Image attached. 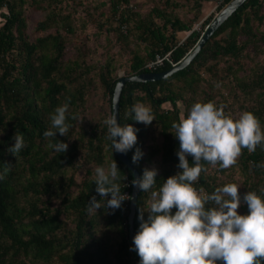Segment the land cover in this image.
Wrapping results in <instances>:
<instances>
[{
	"label": "trees",
	"instance_id": "16d2710c",
	"mask_svg": "<svg viewBox=\"0 0 264 264\" xmlns=\"http://www.w3.org/2000/svg\"><path fill=\"white\" fill-rule=\"evenodd\" d=\"M158 1L163 7L155 5L145 15L133 9V0L99 3L107 8L100 16L111 17L118 24L106 27L108 42L112 38L124 47H132L126 76L170 69L193 50L203 27L211 20H205L202 30L193 29L200 19L202 0L194 1L196 14L188 22L173 12L177 3ZM228 1L222 0L217 9ZM69 2L0 0V175L4 176L0 180V264H140L128 237L129 200L114 212L103 207L107 200L98 197L100 209L89 213L86 208L93 194H97L96 167L107 169L112 159L117 163L121 173L116 182L121 184L122 194L131 192L132 172L114 150L111 153L103 123L106 115L86 125L79 124L80 106L85 110L89 88L94 84H98L96 88L106 99L108 116L111 115L112 94L119 77L115 74L116 59L108 51L100 63L87 61V53L78 44H72L75 53L68 54L69 38L84 28L75 22ZM263 7V0H245L211 34L189 64L170 76L123 85L118 123L137 130V142L126 155L132 163L136 149L142 152L140 160L132 163L139 177L144 169L151 170L149 166L156 164L158 175L152 190L181 171L176 155L179 141L172 124L185 118L194 103L216 105L220 91L232 92L234 98L239 94L242 100L249 101L246 106L241 105L242 113H253L264 131V61L249 69L244 63L249 49L264 54V32L259 30L264 20ZM29 8L42 14L34 26L35 36L28 33ZM98 28L103 29L102 23ZM181 32L187 33L182 40L177 36ZM156 56L163 58L162 65L148 68L147 63ZM65 103L69 105V131L64 137L57 133L51 143L60 141L68 148L58 153L47 147L50 139L43 133L50 128V115ZM136 103L152 109V124L145 126L133 119L130 109ZM154 130L161 137L160 145L145 146L147 136ZM15 133H22L25 141L19 153L8 151L15 143ZM186 158L191 166L193 158ZM78 162L87 173L79 183L73 175ZM201 163L207 171L201 173L194 187L211 194L220 187L216 172L225 170L219 166L213 170L206 162ZM7 165L11 168L5 172ZM236 166L249 183L246 191L256 192L264 199V144L255 152L243 149ZM149 200L150 192L138 189L132 223L134 236L139 230L138 209L145 212L146 220ZM241 201L242 212L238 214L247 215L243 196ZM98 229H102L101 234L96 236Z\"/></svg>",
	"mask_w": 264,
	"mask_h": 264
},
{
	"label": "clouds",
	"instance_id": "9594fccd",
	"mask_svg": "<svg viewBox=\"0 0 264 264\" xmlns=\"http://www.w3.org/2000/svg\"><path fill=\"white\" fill-rule=\"evenodd\" d=\"M68 107L65 103L54 110L49 117L50 128L43 133L50 139L47 147L58 153L66 152L68 145L60 141L53 144L51 138L57 133L63 137L68 133ZM130 113L134 114L136 122L145 126L155 120L152 109L142 103L134 104ZM103 123L107 126L105 138L111 142V153L114 150L126 154L136 144L137 130L131 125L121 126L112 115ZM172 128L179 141L176 155L181 171L167 178L157 190H152L158 175L155 168L144 169L142 176L132 181L141 192H150L147 219L145 212L138 209L139 230L133 237L140 264H217L218 261L222 264H262L264 199L248 191L243 196L248 214L240 215L237 210L241 206V196L237 183H226L211 194L194 187L201 173L207 171L201 161L212 167L219 166L221 170L229 169L236 165L243 149L255 152L264 144L259 119L251 112L240 113L238 119H233L225 114L223 105L196 102L187 116L174 122ZM13 139L15 143L8 151L19 153L25 147L23 134L15 133ZM142 155L136 149L132 163H137ZM188 156L193 158L191 166ZM10 168L11 165H7L5 172ZM120 173L113 159L107 169L102 166L95 169V191L100 197H111L103 207L113 212L131 199L122 194L121 184L116 182ZM3 178L0 175V180ZM101 207L95 196L86 205L89 213Z\"/></svg>",
	"mask_w": 264,
	"mask_h": 264
},
{
	"label": "rangeland",
	"instance_id": "374dc122",
	"mask_svg": "<svg viewBox=\"0 0 264 264\" xmlns=\"http://www.w3.org/2000/svg\"><path fill=\"white\" fill-rule=\"evenodd\" d=\"M106 0H70L71 8L74 9L75 22L82 23L84 25L83 30L77 31L75 35L69 38L67 52L75 53V50L72 48V44H78L82 52L87 53L86 60L90 63L102 62L106 51L108 54H111L116 59V77L118 76H126V72L129 69L130 64V51H132V47H124L122 44H118L114 39L110 38V42H108L106 38V27H115L117 22L113 20L111 17L102 18L100 16L101 11H107L106 6H100L99 3ZM173 3H177L178 7L173 11L180 19L188 22L192 19L194 14H196L195 8V0H172ZM222 0H202V6L199 11L200 19L194 23V30H202L203 25H205V20L212 19L218 12L217 6ZM103 2V3H104ZM264 4V0H263ZM133 9L139 11L142 15H145L150 11L153 6L163 7L162 1L151 2L147 0H133L131 2ZM98 7L96 10L95 8ZM70 8V7H69ZM66 7L67 10H69ZM264 11V7H263ZM27 20H28V33L32 36L36 35L34 31V26L36 22L42 17V14L37 11H33L31 8L26 10ZM100 21V22H99ZM211 21V20H210ZM209 21V22H210ZM102 23L103 29L98 28V24ZM207 25L203 28L205 29ZM260 31L264 32V20L260 26ZM187 33H178L177 36L179 39H184ZM71 42V43H70ZM257 50L249 49L247 52V56L244 58V63L246 65V69H249L254 64H258L264 61V54L257 52ZM166 55L165 57H167ZM152 62V61H151ZM151 62L147 63L149 65ZM98 66V64H96ZM247 73V72H245ZM243 74V73H241ZM240 74V75H241ZM97 80H95L96 83ZM98 84H94L93 88H89V94L87 97V101L85 103V110L80 106L79 109V124L86 125L90 120H94L99 116L108 117V103L106 99L103 98L101 92L99 91ZM217 107L223 105L226 108L225 114L230 115L233 119H237V115L239 118V114L242 113L241 105L246 106L249 101L242 100L239 94H236V98L232 95V92L220 91V94L215 99ZM165 107L168 105L165 104ZM181 112H183V106L179 105ZM85 114V115H84ZM161 137L157 135V132L154 130V133L151 136H147L145 140V146L149 145H160ZM146 151V148L144 149ZM159 157H156V161L158 162ZM155 162V163H157ZM78 162L74 165V178L79 183L83 177L87 176L85 168L79 165ZM158 164V163H157ZM150 168H155L156 164H151ZM215 170V167H212ZM225 171L222 173L216 172V176L218 177L220 187L226 183L232 182L237 183L239 187L240 196H244L248 188V181H245V178L240 174V168L236 165L229 169H224ZM213 173V171H212ZM242 201L241 206L238 208V213L242 212ZM102 229H98L96 232V236L101 234Z\"/></svg>",
	"mask_w": 264,
	"mask_h": 264
},
{
	"label": "water",
	"instance_id": "95a60500",
	"mask_svg": "<svg viewBox=\"0 0 264 264\" xmlns=\"http://www.w3.org/2000/svg\"><path fill=\"white\" fill-rule=\"evenodd\" d=\"M245 0H229L225 5H223L217 12V14L211 19V21L207 24L205 27L201 37L199 38L198 42L194 46L193 50L190 51L182 60H180L176 65L171 67L170 69L166 71L161 72H150V73H141L138 75H130V76H119L118 80L116 81L113 94H112V104H111V115L115 116L118 121V106H119V98L120 93L123 85L126 82L129 81H135V82H144V81H154L166 78L167 76H170L174 72L184 68L189 64L191 59L198 53L204 42L211 36V34L221 25V23L226 20L237 8H239ZM119 138H117L118 141ZM119 160L132 172V181L134 179H138L139 174L137 170L133 167L132 163L130 162L129 158L126 154H121L115 152ZM131 181V192L130 196L131 199L129 200V214H128V237L129 242L136 253L134 249L133 244V217H134V207L136 203L138 188L134 187L132 185ZM137 254V253H136ZM138 256V255H137ZM139 257V256H138ZM140 259V258H139Z\"/></svg>",
	"mask_w": 264,
	"mask_h": 264
},
{
	"label": "built area",
	"instance_id": "2783aa9c",
	"mask_svg": "<svg viewBox=\"0 0 264 264\" xmlns=\"http://www.w3.org/2000/svg\"><path fill=\"white\" fill-rule=\"evenodd\" d=\"M121 28H123V26ZM162 63H163V58H160V57L156 56L155 59L149 65H146V66L148 68L158 67V66L162 65ZM123 194H125L127 196H130V194L128 192H124ZM93 196H95L96 198L98 197V199H100V200H108V199L111 198L110 196L104 197V198L103 197H100L98 193L97 194H93Z\"/></svg>",
	"mask_w": 264,
	"mask_h": 264
}]
</instances>
